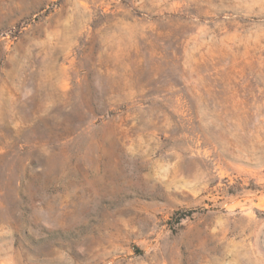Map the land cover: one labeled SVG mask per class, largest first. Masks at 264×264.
<instances>
[{
    "label": "rangeland",
    "instance_id": "obj_1",
    "mask_svg": "<svg viewBox=\"0 0 264 264\" xmlns=\"http://www.w3.org/2000/svg\"><path fill=\"white\" fill-rule=\"evenodd\" d=\"M0 264H264V0H0Z\"/></svg>",
    "mask_w": 264,
    "mask_h": 264
}]
</instances>
